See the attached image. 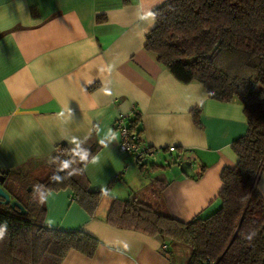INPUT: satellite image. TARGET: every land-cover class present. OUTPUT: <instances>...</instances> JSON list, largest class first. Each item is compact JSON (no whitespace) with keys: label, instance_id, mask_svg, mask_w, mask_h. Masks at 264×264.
Instances as JSON below:
<instances>
[{"label":"crops","instance_id":"0c3cea01","mask_svg":"<svg viewBox=\"0 0 264 264\" xmlns=\"http://www.w3.org/2000/svg\"><path fill=\"white\" fill-rule=\"evenodd\" d=\"M165 1L0 0V171L40 175L61 144L70 151L101 146L96 163L84 167L89 190L103 192L92 217L69 191L43 194L45 227L98 241L91 257L71 250L61 264H178L190 252L108 223L114 199H136L183 223L221 206L220 174L237 163L231 145L245 134L246 118L239 103L181 84L145 51L153 11ZM132 110L146 145L176 149L144 170L119 151L114 129L118 114ZM109 129L115 139L100 143ZM180 161L191 162L194 177L180 173ZM257 187L264 197V172Z\"/></svg>","mask_w":264,"mask_h":264},{"label":"trees","instance_id":"16d2710c","mask_svg":"<svg viewBox=\"0 0 264 264\" xmlns=\"http://www.w3.org/2000/svg\"><path fill=\"white\" fill-rule=\"evenodd\" d=\"M153 18L145 51L181 84L198 83L211 100L239 103L247 129L231 145L237 163L220 174L221 206L212 216L183 223L136 199H114L106 220L186 246V264H264V197L257 187L264 172V0H167L153 11ZM198 117L195 108L196 126ZM139 123L138 113L128 120L129 133L138 138L143 137ZM100 148L70 151L57 146L43 179L0 171L1 187L25 210L20 215L0 204V225L7 224L0 264H61L71 250L86 257L94 254L98 241L85 232L45 227L44 204L34 196L69 191L71 201L92 217L103 192L89 190L84 167ZM83 150L89 151L87 161L76 154Z\"/></svg>","mask_w":264,"mask_h":264},{"label":"built area","instance_id":"2783aa9c","mask_svg":"<svg viewBox=\"0 0 264 264\" xmlns=\"http://www.w3.org/2000/svg\"><path fill=\"white\" fill-rule=\"evenodd\" d=\"M135 114H137V111L135 110H132L128 114H118L114 122V129L119 136L118 149L121 153L129 156L134 163L141 165L144 162L148 164L162 152L170 154L175 152L176 149L172 146L168 148L149 147L146 145L143 137L138 138L134 134H130L128 129V120L133 118Z\"/></svg>","mask_w":264,"mask_h":264},{"label":"water","instance_id":"95a60500","mask_svg":"<svg viewBox=\"0 0 264 264\" xmlns=\"http://www.w3.org/2000/svg\"><path fill=\"white\" fill-rule=\"evenodd\" d=\"M147 164L146 162L142 163L141 166ZM178 168L181 174L188 178L194 177V171L191 167L190 161H180L178 162ZM4 182V177L0 174V204L8 205L11 209H15L19 212L20 215L25 214L24 208L16 201H11L10 196L5 190L1 187V184Z\"/></svg>","mask_w":264,"mask_h":264},{"label":"clouds","instance_id":"9594fccd","mask_svg":"<svg viewBox=\"0 0 264 264\" xmlns=\"http://www.w3.org/2000/svg\"><path fill=\"white\" fill-rule=\"evenodd\" d=\"M63 115V113H61ZM115 139V133L112 131V129H109L106 133L103 140L100 141V143L104 144L105 142H111ZM75 142V139H73V143ZM81 161H87L89 158V151L83 150L76 153ZM92 163H96V158L92 159ZM69 167L68 162H64L63 168L67 169ZM37 187V185L34 186V189ZM46 198L41 196L40 203L43 204L45 202ZM7 232V224L0 225V240H3ZM248 239H251V236L248 237Z\"/></svg>","mask_w":264,"mask_h":264},{"label":"rangeland","instance_id":"374dc122","mask_svg":"<svg viewBox=\"0 0 264 264\" xmlns=\"http://www.w3.org/2000/svg\"><path fill=\"white\" fill-rule=\"evenodd\" d=\"M132 162V161H131ZM152 161H150V163H151ZM133 164H135V163H133ZM46 166L47 165H49V167H48V169H43L42 171H40V175H39V172H37L36 174H34V172L33 171H37V170H33V171H30V172H28V173H25V172H22V171H18L17 173H19V172H21V173H23V174H26V175H28L29 176V179H43V178H45L46 177V175L50 172V170H51V160L47 163V164H45ZM136 165V164H135ZM29 190V189H28ZM42 192L41 191H39V192H36V197L34 196V198L36 199V200H38V198L40 199V197L42 196V194H41ZM39 194V195H38ZM38 197V198H37ZM152 207V206H151ZM153 208V207H152ZM155 209V208H154ZM157 210V209H156ZM158 212H160L159 210H157ZM161 213V212H160ZM162 214V213H161ZM183 246V245H182ZM184 247H186V246H184ZM190 253V252H189ZM189 253H187V254H184L183 256H180L179 258H178V264H186L187 263V259H188V256H189Z\"/></svg>","mask_w":264,"mask_h":264}]
</instances>
